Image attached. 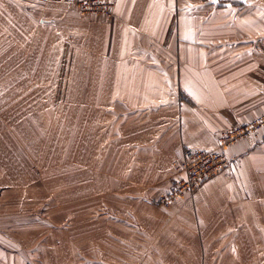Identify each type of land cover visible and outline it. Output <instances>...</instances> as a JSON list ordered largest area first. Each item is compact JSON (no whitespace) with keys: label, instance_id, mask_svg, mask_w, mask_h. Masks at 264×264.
I'll list each match as a JSON object with an SVG mask.
<instances>
[{"label":"crops","instance_id":"0c3cea01","mask_svg":"<svg viewBox=\"0 0 264 264\" xmlns=\"http://www.w3.org/2000/svg\"><path fill=\"white\" fill-rule=\"evenodd\" d=\"M114 9L110 19L74 0H0V204L2 187L30 182L20 173L31 175L40 141L55 135L56 91L70 90L76 55L96 58V79L115 73V143L127 146V180L144 186L136 201L168 190L185 147L216 148L223 129L264 113V0H115ZM225 152L229 167L172 206L205 264H264V126ZM7 214L0 264L17 256L9 239L20 247Z\"/></svg>","mask_w":264,"mask_h":264},{"label":"rangeland","instance_id":"374dc122","mask_svg":"<svg viewBox=\"0 0 264 264\" xmlns=\"http://www.w3.org/2000/svg\"><path fill=\"white\" fill-rule=\"evenodd\" d=\"M95 59L73 57L70 90L56 91V133L41 139L31 175L20 173L30 182L1 189V222L20 246L8 240V264H205L190 221L158 203L163 193L131 196L144 186L127 180V146L115 143V73L96 79Z\"/></svg>","mask_w":264,"mask_h":264},{"label":"built area","instance_id":"2783aa9c","mask_svg":"<svg viewBox=\"0 0 264 264\" xmlns=\"http://www.w3.org/2000/svg\"><path fill=\"white\" fill-rule=\"evenodd\" d=\"M84 14L113 18L115 0H74ZM264 126V113L250 121L223 129L217 137V147L194 149L185 147L182 158L175 161L176 176L168 190L160 196L163 205H171L179 197L192 196L206 178L226 169L230 159L225 148L240 139L254 136Z\"/></svg>","mask_w":264,"mask_h":264}]
</instances>
